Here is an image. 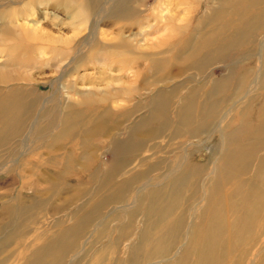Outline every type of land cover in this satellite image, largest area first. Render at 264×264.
<instances>
[{"label":"bare ground","instance_id":"1","mask_svg":"<svg viewBox=\"0 0 264 264\" xmlns=\"http://www.w3.org/2000/svg\"><path fill=\"white\" fill-rule=\"evenodd\" d=\"M20 1L0 0V6L9 7L14 3H21ZM132 1L28 0L23 1L20 8L3 10L9 11L10 15L5 16L0 23V47H4V50L14 48L19 50L18 56L12 58L10 66L14 63L17 67L28 71L32 69V63L40 66L52 63L57 69L56 72L61 74L52 84L54 89L52 96L50 95L46 103L41 106L43 110L39 114L47 118L44 125L39 127H36L37 121L32 122V119L38 114L37 110L39 104L43 102V97L36 95V99H31L28 90L31 86V74H25V77L0 74V85L2 84L0 86V148H11L15 140L23 136L27 130L40 132L44 139L48 137L45 141L48 142L49 147L60 146L62 142H70L79 137L78 144L83 150L92 146L91 142L98 136H103L108 139L110 137L105 142L112 148V160L109 164H104L103 174L98 170L90 177L93 183L100 180L98 189L92 194L96 197L99 190H105L108 191L107 195L96 200L91 211L75 215V222L72 225L65 226L63 221H58L60 234L50 237L44 247L35 252V257L38 258L36 264L43 263L46 256H49L48 264H61L72 250L80 246L76 235L84 231L85 225L93 222L92 217H101V208L126 197L125 193L111 192L113 187L110 186L113 184L112 180L119 174L122 163L127 156L132 155L137 145L145 148L149 142L157 141L165 131L170 132L172 139L179 135L191 136L203 133L213 125L230 99L239 101L250 97L254 101L255 91L264 88V57H261L258 66L246 68L233 67L232 64L226 66L228 74L220 78L206 80L204 75L206 66L228 59L232 53L244 52L251 57L254 55L253 51L258 44L257 32H264V0H212L216 5L211 1L208 11L201 16L195 26L193 25L194 27L190 24L189 17L185 19L177 9L182 5L191 7L201 0H159L158 7L150 14H144L137 9L132 5ZM173 5L176 7L175 11ZM50 9L60 10L69 15L70 20L73 21L74 36L61 35L57 38L42 26V21L50 15ZM3 11L0 10V14ZM102 11L106 14L102 15ZM166 12L168 16L165 15ZM182 14L185 15V11ZM146 18L149 21L161 22L165 19L166 28L170 27L174 34L168 33L157 38L154 44L142 47L132 42L126 35V26L122 25L116 28L115 37L105 42L106 38H109L102 27L106 20H112V25L136 24L142 33L145 27L141 25V21ZM178 20H188V23L180 26L175 23ZM180 35H185V39L174 41L175 37ZM58 41H62L63 46L56 45ZM263 46L264 40L261 42V49L264 48ZM47 49L52 53L49 59H42L34 52L39 50L40 55L43 56L47 53ZM88 52H91L89 56H87ZM86 56L89 57L88 61L84 60ZM88 64L92 65V69L99 70L96 73L100 76L91 79L77 76L83 81L82 88L88 87L89 90L83 93L75 91L72 100L70 98L65 102L67 97L61 86H65L64 81H69L66 79L69 72L74 70L78 75V70ZM7 66L5 63L1 67ZM176 66H184L187 71H192L194 74L188 73L189 79L182 84L169 88L158 87L160 82H165L164 79H160L163 73ZM195 75L202 80L197 79ZM77 77L73 80L72 88L78 84ZM193 79L198 80L197 83L187 87ZM19 80H24L26 83ZM241 94L243 96H240ZM51 101L57 102L56 106L46 108ZM60 107L61 112H59ZM230 112L231 110L222 118L221 126ZM136 114H140L137 121L125 129L121 128L124 122H128ZM240 117L243 118L245 127L251 125L252 121L256 122L249 130L246 142L238 140L240 129L234 130L225 139L221 156L218 158L219 162L214 168L216 175L210 181V185L206 180H204L205 184L201 185L209 164L197 167L193 174L199 179L196 182L193 180L191 182V167L180 166L171 169L167 165L169 173L164 178L168 185L165 184L166 186L160 188L152 187L149 191L150 204L147 210L148 216L160 210L157 212L166 229L161 231L159 228L156 238H154L155 234L151 237L141 235L143 241L146 238L148 241L146 244L145 240L143 245H148L150 249L144 254L140 251L134 252L128 263L122 260L121 264H155L175 250L178 241L188 230V214L191 210L186 209L181 216H178L175 207L183 190L189 184L196 195L203 189L206 200L199 208L202 209L199 221L190 226V246L180 253L176 264H186L194 252L201 253L204 245H207L215 235L213 228L222 225V223L214 224L222 205H227V213L232 202H240L247 207L254 203L255 206L260 207L264 199V190L259 196H254L253 192L257 189L254 185L257 177L264 178V160L257 163L255 157L250 160L249 156L258 146H264V97L254 115L251 108ZM152 146L160 147L155 142ZM95 156L82 155L76 162L71 158L63 165L72 167L80 164L83 170H87L92 161L91 157ZM253 169H256L255 175L248 176ZM150 172L148 168L138 176L122 181L121 187L128 191L132 190L133 185L139 180L148 179ZM58 177L63 179L64 176L59 174ZM46 178L45 181L50 186L55 183L61 184L59 179ZM71 187L68 184L62 185L58 191L56 190L57 194L60 195L62 191ZM52 188L47 187V192L55 193ZM37 194L31 205H28L25 199H17L4 205L8 206L9 211L8 215H5V212L0 215V232H14L21 225L28 228L31 217L28 211L37 204L41 206L47 204ZM18 217H22L23 221L19 223ZM87 220L89 222L86 224ZM225 223L224 228L227 232H233L232 228L236 224L245 226V221L240 217H235L233 222ZM13 226L15 228H12ZM108 229V226H105L101 234H107ZM242 230L241 227L240 230L234 231V239ZM231 241L233 242V238ZM42 258L43 262L39 260ZM35 262L29 261L28 264Z\"/></svg>","mask_w":264,"mask_h":264},{"label":"rangeland","instance_id":"2","mask_svg":"<svg viewBox=\"0 0 264 264\" xmlns=\"http://www.w3.org/2000/svg\"><path fill=\"white\" fill-rule=\"evenodd\" d=\"M23 1L28 0H21V3H14L9 7L1 4L3 6H0V10L20 8ZM211 1L201 0L198 4L192 5L191 7L182 5L177 10L181 12V16L185 19L189 17L190 24L195 26L201 16L208 11V8L211 6ZM212 2L216 5L215 1ZM159 3V0L132 1V5H135L144 14H150L154 8L158 7ZM172 8L175 11L176 7L174 5ZM183 11H185V15L182 14ZM49 13V17L42 21V26L48 32L57 38L61 35L74 36V30L72 28L73 21L70 20L68 14L55 9H50ZM101 13L102 15L106 14L105 11ZM7 15H10L9 11H3L0 14V23ZM165 15L168 16V13L166 12ZM106 21L102 25L109 36L105 42L115 37L117 33L116 28L122 25L126 26V35L129 36L132 42L142 47H148L154 44L157 42V38L168 35V33L174 34L170 27L166 28L165 19L162 22L155 20L149 21L147 18L142 19L141 25L145 27L142 33L139 31L140 27L136 24L120 23V25H112V20ZM175 23L180 26H185L188 20H178ZM180 36L175 37L174 41H182L185 39V35ZM256 37L258 44L255 46L252 57L245 55L244 52L232 53L228 59L216 61L208 67L206 66L204 71L205 79L211 78L213 80L227 75L228 70L226 66H230L231 64L233 67L243 68L258 66L261 57H264V48L261 49L260 47L262 40H264V32L258 31ZM56 45L63 46L62 41H58ZM3 48L0 47V74L7 73V75L11 74L14 77H25V74H31V86L28 89L31 99H34L36 95L43 97V102L39 104V108L41 109L38 108V114L32 119V122L37 121L36 127L43 126L47 117L39 114L43 110L41 106L46 103L50 95L52 96L54 91L52 84L61 72H56L57 69L52 66V63L51 65L44 64L42 66L32 63L31 66L33 67L28 71L17 67L14 63H11L12 66H10L12 58L15 59L18 56L19 50L15 48L4 50ZM34 52L35 54L38 53L37 56H40L42 59H49L52 56L49 49H47V53L43 56L40 55L39 50H35ZM90 54L91 52H88L87 56ZM87 56L84 60L88 61L89 57ZM5 63L8 66L2 68L1 66ZM91 64L80 68L78 75H76V71L74 70L69 72L66 78L69 81H64L65 86H61L64 95L67 97L65 102L70 98L72 100V95L76 92L83 93V91L89 90L88 87L82 88L83 81L78 79L77 76L86 77L87 79L98 77L99 73H96V71L98 72L99 70L92 69ZM188 73H190L189 75L194 74L192 71H187L184 66H176L170 71L163 73L160 79H164L163 81L165 82H160L158 87L169 88L182 84L189 79V75L187 76ZM76 77L78 84L72 88L73 80ZM195 77L201 79L199 76L195 75ZM197 81L193 79L192 82L188 83L187 87L197 83ZM20 82L26 83L24 80ZM243 94L240 96H243ZM254 94V101L250 97L243 98L239 101L230 99L224 105L220 116L214 120L213 125L203 133L191 136L179 135L172 139L170 132L165 131L157 141H152L153 143L149 142L147 147L143 148L137 145V149L133 150L132 155L127 156L125 162L122 163L119 174L112 180L113 184L110 186L113 187L111 192L114 194L125 193L126 197L121 201L119 200L118 202L101 208L100 216H102L99 218L93 216L92 223L88 220L85 221L86 224L89 222L88 225H85L83 232L76 235V238H79L80 246L72 250L61 264H121L122 260L128 263L130 256L134 252L140 251L141 254H144L150 249L148 245H143L147 238L143 241V238H140V236L151 237L153 236L152 234H155L154 238H156L158 229L160 228L161 231H165L166 228L161 223V217L157 212L160 210L155 211L150 216L147 215L150 204L149 191L153 186L160 188L168 185L165 181L166 178H164L169 173L167 165L171 169L180 168V166L181 168L184 166L191 167V182L192 180L196 182L198 177L193 176V174L197 167L209 164L208 172L204 175L201 185L205 184L204 180L210 185V181L216 175L214 168L218 164L217 162H219L218 158L221 156L225 139L234 130L240 129L241 132L238 135V140L246 142L249 130L256 122L252 121L250 123L252 126L247 125L245 127L243 118L240 117L246 110H251V108H253V115L256 113L264 97V88L261 87ZM251 102L252 104L249 105ZM56 104L57 102L54 103L51 101L49 105L47 104L46 108L54 107ZM62 104L63 106L65 105V103ZM248 105L249 108H247ZM61 107L59 112L62 111ZM229 110L231 112L222 122L221 126L222 118ZM139 115L136 114L128 122H124L121 128L125 129L128 125L137 121L140 118ZM47 139L48 137L44 139L43 135L38 131L27 130L23 136L15 140L11 148H0V155H2L0 158V215L3 212L6 213L5 215H8V206L6 207L4 205L17 199H25L28 202L27 204L31 205L37 193L38 197H41L42 201L47 203L43 204L44 206L37 204L32 207V210L28 211L31 215L28 228H25V225H21L14 232H0V264H28L29 261H37L38 258L35 257V252L43 248L50 237H56L60 234L58 231L59 226L57 225L58 221H63V225L65 226L72 225L75 222V215L83 214L84 211H91L95 206L96 200L100 197L103 198L108 193V191L99 190L95 197L92 193L98 189L100 180L93 183L90 181V177L95 172H98V170L103 174L104 164L111 162L112 148L105 142L110 137L108 139L107 137L98 136L91 142L93 145L85 148L86 150H82L81 145L78 144L80 141L79 137H76V139L70 142H62L60 146L55 145V147H49L48 142L45 141ZM102 142L104 143L102 144ZM154 142L160 147H153ZM82 155L86 157L96 155L95 157H91L92 161L90 162L89 169L83 170L80 164L72 167H64L63 163L70 161L71 158H74L76 162ZM249 157L250 160L255 157V162L257 163L262 162L264 160V146H258ZM161 161L162 165H160ZM148 168L151 171L148 179L139 180L140 182L138 181L134 184L130 191L121 187L120 183L122 181L130 180ZM255 172L256 169H253L251 175L248 176H254ZM59 174L64 176L63 179L58 177ZM46 177L59 179L61 184L55 183L53 186H50L45 181L47 179ZM67 184L72 186L69 188L70 190L65 189L58 195L57 191L59 188ZM254 185L257 187L253 192L255 194L254 196H259L262 190H264L263 176L257 177ZM47 187H53L52 189L55 190V193H48ZM205 198L206 195L203 189L196 195L195 191L191 189V184L183 190L180 199L177 201L175 212L177 213L176 215L181 216L186 209H191L188 214V230L185 236L178 241L175 250L170 255L162 257V261L155 264H176L180 253L189 248V238L191 236L190 226L195 224L194 222H197V220L199 221L202 213V209L199 210V208L205 203ZM219 212L220 214H217L214 224L222 223V225L220 227L216 225L217 227L215 226L213 228L215 235L208 241L207 245H204L201 253L194 252L186 264H264V199L260 207L255 206L254 203L247 207L240 202H232V205L229 207V216L226 204L221 206ZM235 217H240L241 220H244L245 226L236 224L235 227L232 226L234 227L232 228L233 232H227L224 228L225 222H233ZM17 221L20 223L23 221V218L18 217ZM15 226L12 228H15ZM105 226H108L109 229L106 232L107 234L102 235L101 231L105 229ZM241 227L243 230L234 239V231L240 230ZM232 238L233 242L231 241ZM48 258L49 256L44 257V262L43 258L39 259L43 263L37 264H48Z\"/></svg>","mask_w":264,"mask_h":264}]
</instances>
